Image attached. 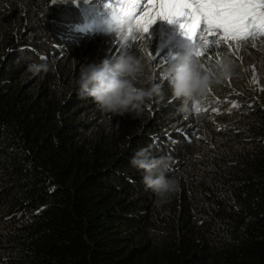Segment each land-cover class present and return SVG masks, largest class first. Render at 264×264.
<instances>
[{"label":"trees","instance_id":"16d2710c","mask_svg":"<svg viewBox=\"0 0 264 264\" xmlns=\"http://www.w3.org/2000/svg\"><path fill=\"white\" fill-rule=\"evenodd\" d=\"M94 1L99 7L98 0H0V225L8 223L0 263L264 264V79L237 104L250 126L248 147L200 182L190 171L203 170L197 142L207 123L195 105L178 111L181 100L164 77L179 58L172 45L155 62L135 52L150 39L128 49L145 65L144 78L162 85L163 98L146 101L139 114L105 113L79 94L82 65L123 51L80 26ZM250 46L200 63L202 70L214 72L217 61ZM217 50L210 43L206 55ZM42 57L50 70L29 71ZM151 147L153 157H168L166 175L177 182L164 197L131 163ZM137 214L152 221L147 230L137 227Z\"/></svg>","mask_w":264,"mask_h":264},{"label":"clouds","instance_id":"9594fccd","mask_svg":"<svg viewBox=\"0 0 264 264\" xmlns=\"http://www.w3.org/2000/svg\"><path fill=\"white\" fill-rule=\"evenodd\" d=\"M98 1L100 3L98 10L83 9L80 26L88 25L90 31H95L93 34H89L91 37H108L116 34L121 41L123 51L118 56L106 57L99 62L82 65L75 83L78 86L79 94L91 97L100 110L105 113L113 115L139 114L143 111L146 101L163 98L162 85L155 82V78L151 75L146 76L143 81L140 80L145 76V65L139 57L128 50V38L122 35L133 27L129 19L122 18L119 12H112L111 22L105 26L109 27L111 34L93 27V20L100 13L96 12L90 15H86V13L101 10L104 2L103 0ZM86 17H90V19L84 21ZM171 37V35H167V39ZM262 38L264 37H258L255 41ZM182 39L187 54L183 50H178L177 45H172L174 42L172 40L170 44L173 48L170 49V53L179 58L168 64L164 77L174 98L181 100L178 111L188 113L190 105H195L198 100L203 99L213 83H220L233 74L234 64L230 58L224 57L213 66L214 72H205L193 51L189 52V47L193 46V42L183 32L181 33ZM190 49L192 50V48ZM41 59L43 62L33 63L29 66V71L34 74L48 72L50 66L47 59L44 57ZM138 81L146 86H137ZM131 163L142 170L146 188L153 190L158 196L164 197L177 190V182L166 175L169 167L168 157H153L149 149H140L134 155Z\"/></svg>","mask_w":264,"mask_h":264},{"label":"rangeland","instance_id":"374dc122","mask_svg":"<svg viewBox=\"0 0 264 264\" xmlns=\"http://www.w3.org/2000/svg\"><path fill=\"white\" fill-rule=\"evenodd\" d=\"M14 7L19 9L20 3H14ZM83 9L98 10V3L94 1V3L85 5ZM160 20L163 24L154 23L151 26V31L145 35V40H151V42L147 41L144 44H148L152 55L155 58L165 55L171 46L170 42L172 40H174L172 45H177L178 50H183L187 54L185 43H183V39L181 40L183 30L180 28L179 23L170 24L166 20ZM167 35H171L172 37L167 39ZM152 38H154V45ZM209 40L211 43L214 38L210 37ZM110 41L112 42L110 45L114 44L117 48L121 47L119 38H112ZM140 41L139 39L136 40V47L140 45ZM128 42H132L131 38H128ZM250 47L251 51L248 54L244 53L239 58L232 59L234 64L233 74L227 79L222 80L223 87L217 92L207 91L206 96L198 100L194 106L195 112L202 114V118L207 123L205 134L197 142V156L200 160V167L203 170H195L193 168L190 171L193 178L198 175L200 182H203L204 177H209V172L206 171L208 168L217 164L222 158L233 156L240 150L248 147L250 126L244 118L242 107L237 106V104L245 97V89L253 92L259 84L263 83L264 40L261 45H257L256 41H251ZM190 48L192 46L189 47V52L191 53L193 50ZM142 49L144 48H136L135 52L138 53ZM65 71L66 69L63 70V72ZM144 79V77L140 78L142 81ZM253 80L256 82H253ZM237 94L239 96L236 100ZM21 99H24L23 95H21ZM233 104L236 107H233ZM197 107L201 111L198 112L196 110ZM206 172L208 173L206 174ZM207 181H210V179ZM7 216L8 214L2 215V217ZM7 227L8 223L0 225V236H4ZM0 264H17V261L9 258Z\"/></svg>","mask_w":264,"mask_h":264},{"label":"snow or ice","instance_id":"6c2138e0","mask_svg":"<svg viewBox=\"0 0 264 264\" xmlns=\"http://www.w3.org/2000/svg\"><path fill=\"white\" fill-rule=\"evenodd\" d=\"M56 2L51 0L53 5ZM108 7L132 22L133 27L122 33L131 38L130 50L137 38L146 41L145 34L157 19L179 23L183 34L193 42L192 50L199 63L210 64L215 56L239 53L249 41L264 37V0H116ZM210 37L218 50L206 55ZM141 47L155 62L148 44ZM196 110L201 111L199 107Z\"/></svg>","mask_w":264,"mask_h":264},{"label":"bare ground","instance_id":"6f19581e","mask_svg":"<svg viewBox=\"0 0 264 264\" xmlns=\"http://www.w3.org/2000/svg\"><path fill=\"white\" fill-rule=\"evenodd\" d=\"M91 17H94V15H91ZM88 19H90V17H86L84 21H87ZM82 30H85V29H82ZM85 32H88L87 35H89V34H93L95 31L86 30ZM106 38H107L106 39V43L110 47V44L112 43L110 41V39L118 38V37L115 34L114 36H108ZM246 54H248V53H246ZM108 57H114V55L112 53H110ZM149 150L155 151L156 148L155 147H151V149H149ZM174 154H178V153H174ZM51 155L53 156V153ZM67 188L69 189V187H67ZM135 218L137 219V223L136 224H137L138 228L143 229V230H147L151 226L152 221L147 219L146 217H144L142 214L135 215ZM140 242H142V241L140 240ZM0 247H5V246H0Z\"/></svg>","mask_w":264,"mask_h":264}]
</instances>
